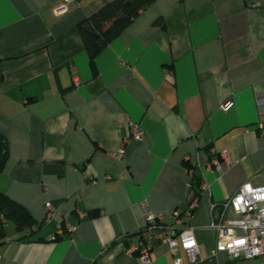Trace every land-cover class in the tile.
<instances>
[{"label":"crops","instance_id":"1","mask_svg":"<svg viewBox=\"0 0 264 264\" xmlns=\"http://www.w3.org/2000/svg\"><path fill=\"white\" fill-rule=\"evenodd\" d=\"M107 1L0 0V191L34 221L5 223L0 264H174L163 242L146 263L127 251L143 203L166 224L184 212L192 172L198 202L174 226L193 229L197 264H264L215 252L210 226L242 183H264V0H153L97 54L93 74L75 26Z\"/></svg>","mask_w":264,"mask_h":264},{"label":"built area","instance_id":"2","mask_svg":"<svg viewBox=\"0 0 264 264\" xmlns=\"http://www.w3.org/2000/svg\"><path fill=\"white\" fill-rule=\"evenodd\" d=\"M65 9L63 3L55 7L57 13H62ZM255 102L258 110L256 131L259 136L264 138V85L256 92ZM230 105L231 101L227 100L220 104V108L225 110ZM128 127L130 138L138 140L142 137L143 134L137 122L129 121ZM122 153V150L118 151L119 156ZM214 165L219 168L218 161H214ZM197 202L198 196L191 190L184 212H174V223L183 224V220L191 214ZM221 204V221L210 225L216 233L214 251H223L230 258L244 260H254L264 255V183L253 186L248 182H244L231 197ZM228 208L236 213L238 217L225 219L224 212ZM142 209L145 224L139 232L140 241L137 245L131 246L127 251L128 253L137 254L139 260L146 263L150 260L152 247L159 242H163L168 245L174 264H183L179 255L180 249L183 250L190 264L199 262L197 240L191 227H183L178 230L174 223H164L162 215L151 212L144 203ZM52 214V208L47 204L46 220L49 221ZM56 229L61 231V225L57 224Z\"/></svg>","mask_w":264,"mask_h":264},{"label":"trees","instance_id":"3","mask_svg":"<svg viewBox=\"0 0 264 264\" xmlns=\"http://www.w3.org/2000/svg\"><path fill=\"white\" fill-rule=\"evenodd\" d=\"M153 0H109L96 11L85 16L75 26L81 38L83 48L88 56L89 66L95 74L94 59L103 48L115 38L138 13L148 6ZM8 156L6 143L0 135V170ZM200 184V178L194 172L191 173L190 187L193 189ZM10 221L17 231L29 230L34 221L28 210L17 201L9 198L0 191V240L5 237V223ZM29 236H22L27 239ZM59 237L55 234L52 239ZM42 238H38V240Z\"/></svg>","mask_w":264,"mask_h":264}]
</instances>
